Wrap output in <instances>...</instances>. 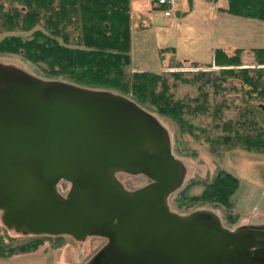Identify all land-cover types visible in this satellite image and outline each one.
I'll list each match as a JSON object with an SVG mask.
<instances>
[{
	"label": "water",
	"instance_id": "95a60500",
	"mask_svg": "<svg viewBox=\"0 0 264 264\" xmlns=\"http://www.w3.org/2000/svg\"><path fill=\"white\" fill-rule=\"evenodd\" d=\"M119 172L149 182L129 191ZM183 175L167 129L133 100L0 63V211L8 228L105 238L87 264H264V231L169 208ZM61 180L70 183L65 195Z\"/></svg>",
	"mask_w": 264,
	"mask_h": 264
},
{
	"label": "trees",
	"instance_id": "16d2710c",
	"mask_svg": "<svg viewBox=\"0 0 264 264\" xmlns=\"http://www.w3.org/2000/svg\"><path fill=\"white\" fill-rule=\"evenodd\" d=\"M224 1L226 5L219 6V10L264 21V0ZM132 15L131 0H0V34L6 33L0 38V53L22 55L49 80L123 96L131 93L129 99L142 108L149 103L158 115L169 117L181 130L196 138L202 135L213 151L241 148L264 153V47L249 48L254 66L243 63L244 48L236 47L231 53L216 48L213 61L206 65L216 66V70L169 72L173 83L196 85L198 90L194 97L176 99L164 73L143 69L129 74ZM25 32L29 34H21ZM169 50L174 52L171 46L160 48V57L164 58ZM178 63L172 55L168 64L179 66ZM193 66L199 64L193 62ZM238 90L258 104L251 103L239 111L236 119L215 122L214 128H220L222 134L210 136L205 128L194 125L193 118L210 112L211 96L213 100ZM228 106L226 102L215 104L213 118L219 121L222 109ZM256 117H260L262 124H258ZM238 182L232 173L219 169L200 194L188 195L185 188L180 195L185 200L193 198L233 207L231 196ZM32 236L28 243L34 248L45 235ZM5 246L0 239V256L14 253L16 248L28 249Z\"/></svg>",
	"mask_w": 264,
	"mask_h": 264
},
{
	"label": "rangeland",
	"instance_id": "374dc122",
	"mask_svg": "<svg viewBox=\"0 0 264 264\" xmlns=\"http://www.w3.org/2000/svg\"><path fill=\"white\" fill-rule=\"evenodd\" d=\"M153 4L150 0H131L132 62L127 70L129 74L143 69L164 73L172 84L170 91L176 99L194 97L198 95V90L196 85L181 81L173 83L169 72L190 73L205 68L216 70V66L206 67L213 61V51L216 48H223L228 53L236 47L246 48L242 53L243 63L254 66V56L249 48L264 47V21L219 10V6L226 5L224 0H178L169 16H164ZM5 34H0V38ZM21 34L28 35L29 32ZM168 46L173 47L174 52L169 50L164 54V58H161L159 49ZM171 54L174 55L175 62H179V66L168 64L172 58ZM193 62L198 63L199 67L193 66ZM0 63L46 78L36 64L20 54L0 53ZM126 97H132V94L128 93ZM212 98L211 96L210 112L192 119L196 127L205 128L210 136L222 134L220 128H214L215 122L236 119L239 111L250 107L251 103L258 104V101L249 100L239 90L217 96L213 100ZM220 102H226L229 106L222 109L221 119L218 121L213 118L211 112L213 106ZM143 107L154 114L167 129L172 152L184 167L181 186L167 198L169 208L181 215L205 210L215 214L226 228L264 231V153L241 148L213 151L202 135L196 138L181 130L169 117L158 115L149 103H145ZM256 119L258 124H262L260 117ZM219 169L229 171L239 180L238 187L231 196L233 207L217 202L181 198L180 192L185 188L188 195L200 194L205 183L209 182ZM116 177L129 191L149 182L142 174L119 172ZM69 187L70 183L64 180L58 184V190L63 195L68 192ZM32 238L29 233L5 226L0 211V239L6 244L5 248L28 247L25 251L16 248L14 253L0 256V264H87L92 255L106 243V239L99 236L74 239L68 235H45L44 240L33 248L28 243Z\"/></svg>",
	"mask_w": 264,
	"mask_h": 264
},
{
	"label": "built area",
	"instance_id": "2783aa9c",
	"mask_svg": "<svg viewBox=\"0 0 264 264\" xmlns=\"http://www.w3.org/2000/svg\"><path fill=\"white\" fill-rule=\"evenodd\" d=\"M154 5L161 10L164 16L172 14V10L175 8L178 0H150Z\"/></svg>",
	"mask_w": 264,
	"mask_h": 264
},
{
	"label": "flooded vegetation",
	"instance_id": "af4514ba",
	"mask_svg": "<svg viewBox=\"0 0 264 264\" xmlns=\"http://www.w3.org/2000/svg\"><path fill=\"white\" fill-rule=\"evenodd\" d=\"M58 184H59V183H58ZM57 187H58V186H57ZM19 231H22V230H19ZM22 232H24V231H22ZM31 235H32V234H31ZM51 236H53V235H51ZM55 236H61V235H55ZM68 236H69V235H68ZM74 239H75V238H74ZM106 241H107V240H106ZM99 250H100V249H99ZM99 250H98V251H99ZM96 253H97V252H96ZM96 253H95V254H96ZM95 254H94V255H95ZM94 255H92V257H93ZM92 257H91V258H92ZM91 258H90V259H91Z\"/></svg>",
	"mask_w": 264,
	"mask_h": 264
},
{
	"label": "crops",
	"instance_id": "0c3cea01",
	"mask_svg": "<svg viewBox=\"0 0 264 264\" xmlns=\"http://www.w3.org/2000/svg\"><path fill=\"white\" fill-rule=\"evenodd\" d=\"M134 3H136L135 1H134ZM154 5V4H153ZM155 6V5H154ZM246 49V48H245Z\"/></svg>",
	"mask_w": 264,
	"mask_h": 264
}]
</instances>
